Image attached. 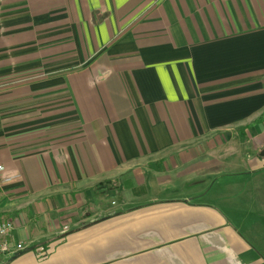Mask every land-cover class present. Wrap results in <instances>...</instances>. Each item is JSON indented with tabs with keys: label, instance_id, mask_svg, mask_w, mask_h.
Here are the masks:
<instances>
[{
	"label": "crops",
	"instance_id": "1",
	"mask_svg": "<svg viewBox=\"0 0 264 264\" xmlns=\"http://www.w3.org/2000/svg\"><path fill=\"white\" fill-rule=\"evenodd\" d=\"M0 165V264H264V0H0Z\"/></svg>",
	"mask_w": 264,
	"mask_h": 264
},
{
	"label": "built area",
	"instance_id": "2",
	"mask_svg": "<svg viewBox=\"0 0 264 264\" xmlns=\"http://www.w3.org/2000/svg\"><path fill=\"white\" fill-rule=\"evenodd\" d=\"M3 166L0 165V173L3 171ZM18 175L1 177L0 184L7 183L17 179ZM14 231V223L10 219L0 217V254L14 255L15 253L24 250L25 246L20 241H13L11 237ZM36 254L39 257H46L48 251L44 247H37Z\"/></svg>",
	"mask_w": 264,
	"mask_h": 264
},
{
	"label": "trees",
	"instance_id": "3",
	"mask_svg": "<svg viewBox=\"0 0 264 264\" xmlns=\"http://www.w3.org/2000/svg\"><path fill=\"white\" fill-rule=\"evenodd\" d=\"M113 184L114 188H115V183L114 182H109V184ZM99 187H95L93 188V191H101V190H110L112 188L111 185H108V183H101L100 185H98Z\"/></svg>",
	"mask_w": 264,
	"mask_h": 264
},
{
	"label": "rangeland",
	"instance_id": "4",
	"mask_svg": "<svg viewBox=\"0 0 264 264\" xmlns=\"http://www.w3.org/2000/svg\"><path fill=\"white\" fill-rule=\"evenodd\" d=\"M99 198H102V200L105 199L103 196H100ZM105 203H106V202H105ZM109 203H110V202H109ZM87 209H88V205H86V206L84 207V209L82 210V212H80L79 214H82V213L87 212ZM73 217H76V215L73 216ZM2 218L5 219L4 217H2ZM6 219H8V218H6Z\"/></svg>",
	"mask_w": 264,
	"mask_h": 264
}]
</instances>
